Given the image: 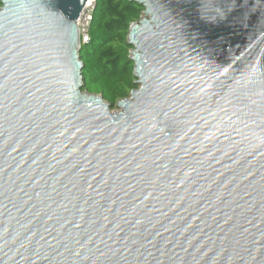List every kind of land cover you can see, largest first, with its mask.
<instances>
[{
  "label": "water",
  "instance_id": "1",
  "mask_svg": "<svg viewBox=\"0 0 264 264\" xmlns=\"http://www.w3.org/2000/svg\"><path fill=\"white\" fill-rule=\"evenodd\" d=\"M0 1V264H264V0H130L119 112L89 0Z\"/></svg>",
  "mask_w": 264,
  "mask_h": 264
},
{
  "label": "trees",
  "instance_id": "2",
  "mask_svg": "<svg viewBox=\"0 0 264 264\" xmlns=\"http://www.w3.org/2000/svg\"><path fill=\"white\" fill-rule=\"evenodd\" d=\"M144 11L143 5L130 0L95 2L89 41L80 50L83 90L102 95L112 109L139 87L130 58L133 47L127 37L131 24L138 22Z\"/></svg>",
  "mask_w": 264,
  "mask_h": 264
},
{
  "label": "built area",
  "instance_id": "3",
  "mask_svg": "<svg viewBox=\"0 0 264 264\" xmlns=\"http://www.w3.org/2000/svg\"><path fill=\"white\" fill-rule=\"evenodd\" d=\"M94 11L93 2L89 4L79 20L81 45L89 41V29Z\"/></svg>",
  "mask_w": 264,
  "mask_h": 264
},
{
  "label": "rangeland",
  "instance_id": "4",
  "mask_svg": "<svg viewBox=\"0 0 264 264\" xmlns=\"http://www.w3.org/2000/svg\"><path fill=\"white\" fill-rule=\"evenodd\" d=\"M114 112H119V110L117 108H113L112 109Z\"/></svg>",
  "mask_w": 264,
  "mask_h": 264
},
{
  "label": "bare ground",
  "instance_id": "5",
  "mask_svg": "<svg viewBox=\"0 0 264 264\" xmlns=\"http://www.w3.org/2000/svg\"><path fill=\"white\" fill-rule=\"evenodd\" d=\"M92 1H93V0H89V4H91V3H92Z\"/></svg>",
  "mask_w": 264,
  "mask_h": 264
}]
</instances>
